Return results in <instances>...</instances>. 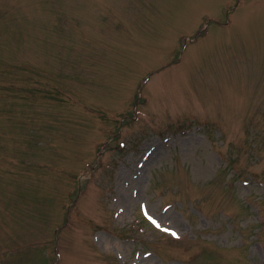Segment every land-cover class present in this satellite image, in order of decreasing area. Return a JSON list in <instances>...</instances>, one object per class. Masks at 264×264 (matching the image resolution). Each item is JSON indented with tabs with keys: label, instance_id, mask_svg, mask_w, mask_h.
<instances>
[{
	"label": "rangeland",
	"instance_id": "obj_1",
	"mask_svg": "<svg viewBox=\"0 0 264 264\" xmlns=\"http://www.w3.org/2000/svg\"><path fill=\"white\" fill-rule=\"evenodd\" d=\"M0 264H264V0H0Z\"/></svg>",
	"mask_w": 264,
	"mask_h": 264
},
{
	"label": "snow or ice",
	"instance_id": "obj_2",
	"mask_svg": "<svg viewBox=\"0 0 264 264\" xmlns=\"http://www.w3.org/2000/svg\"><path fill=\"white\" fill-rule=\"evenodd\" d=\"M173 235H175V233H173Z\"/></svg>",
	"mask_w": 264,
	"mask_h": 264
}]
</instances>
